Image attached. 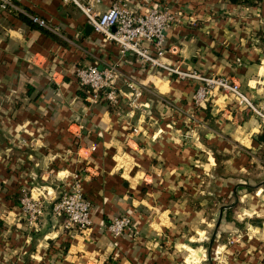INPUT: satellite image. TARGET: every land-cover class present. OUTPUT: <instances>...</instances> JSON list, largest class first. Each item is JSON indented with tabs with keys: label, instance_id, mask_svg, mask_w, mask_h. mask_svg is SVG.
<instances>
[{
	"label": "crops",
	"instance_id": "crops-1",
	"mask_svg": "<svg viewBox=\"0 0 264 264\" xmlns=\"http://www.w3.org/2000/svg\"><path fill=\"white\" fill-rule=\"evenodd\" d=\"M125 2L134 12L157 5L173 14L165 61L230 77L254 103L264 102V0ZM17 4L22 10H0V264H201L193 241L207 220L185 200L197 192L233 196L213 200L215 264H264V177L251 169L264 164L256 154L264 124L255 114L217 88L194 106L199 80L132 52L119 55L71 0ZM85 64H115L117 84L133 79L145 104L90 102L74 77ZM74 173L91 218L80 232L62 228L48 210ZM22 189L48 200L35 226L20 219L12 200ZM119 215L130 225L113 237L104 224Z\"/></svg>",
	"mask_w": 264,
	"mask_h": 264
},
{
	"label": "built area",
	"instance_id": "built-area-1",
	"mask_svg": "<svg viewBox=\"0 0 264 264\" xmlns=\"http://www.w3.org/2000/svg\"><path fill=\"white\" fill-rule=\"evenodd\" d=\"M18 0H0V10H22ZM84 14L90 27L106 38L115 42L119 55L132 52L149 65L175 73L181 78L197 79L200 83L192 94L196 104L206 100L209 91L217 88L228 93L232 99L242 104L259 121L264 124V102L254 103L239 86V83L227 76L218 74L202 75L193 69H180L163 59L167 50L165 44L167 28L174 19L173 14L162 7L151 5L143 12H134L125 0H113L106 8L97 10L94 4L99 0H71ZM28 18L40 26L50 28L46 21L33 13H26ZM143 41L147 43L143 45ZM119 71L115 64L97 67L94 64L77 65L74 77L82 89L87 92L90 102L103 99L115 105L122 97L128 107H139L145 103L139 101L141 87L129 77L117 84ZM202 81V82H201ZM202 83V84H201ZM19 209L26 218L28 226H35L46 202L44 196H33L27 189H22L19 199ZM51 212L62 217V227L73 231H84L91 225L89 200L81 190L77 173L65 187L58 189L57 194L49 201ZM130 225L129 217L119 215L111 217L104 228L113 237L118 236Z\"/></svg>",
	"mask_w": 264,
	"mask_h": 264
},
{
	"label": "rangeland",
	"instance_id": "rangeland-1",
	"mask_svg": "<svg viewBox=\"0 0 264 264\" xmlns=\"http://www.w3.org/2000/svg\"><path fill=\"white\" fill-rule=\"evenodd\" d=\"M202 82V81H201ZM202 84V83H201ZM198 84H196V86L194 87L193 91H192V94L195 92V88L197 87ZM210 92V91H209ZM206 100H204L203 102H205ZM192 103L194 106H197L198 104H196L193 99H192ZM250 112V111H249ZM170 129L173 130L172 127H169ZM174 131V130H173ZM175 132V131H174ZM257 153L256 154H259V156L261 157V159L264 161V146L261 147L258 151H256ZM251 169H252V175L257 177L258 179H262L261 177H264V164L262 163V165H256L255 163L251 166ZM226 170L227 171H236L234 168H229V167H226ZM223 171V169H222ZM203 185V186H202ZM207 184L206 182L204 183L201 182L200 183V186L198 185V187H206ZM202 190H205L204 188H200ZM28 191V190H27ZM226 196V197H225ZM221 197V198H220ZM185 200L188 202V203H191L193 204L194 206H197V207H202L203 211L201 215H203V220H207V223H205V228L204 230L201 232L200 234V239H198V241H193V245H197L201 248L202 252H203V255L201 256L200 258V261L201 264H215V260L219 261V258L218 257H215V255H217V252H216V249L214 250L213 249V245L215 243V232H216V223H214V218H211L213 217L214 213H213V200L215 201V203L218 205L219 203L221 202H225L226 201H229L231 199H233V196H228L227 195H222V196H213L211 194H207V193H198L196 195H187L185 196ZM226 199V200H225ZM18 199L15 201V205L17 207H19V203H18ZM236 201L234 202V206L230 209V217L231 215L234 213L232 211V209H237L236 208ZM20 210V209H19ZM49 210V215L51 217V219H53L56 223H58V221L62 223V217L60 216H56L54 215L52 212H51V209H48ZM43 211L44 209L42 210V213L41 215L39 216L38 220L42 217L43 214ZM19 215H20V219L25 223H26V218L24 216V214L22 213V211L19 212ZM194 219H197V217L195 218V216H192ZM38 222V221H37ZM37 225V223H36ZM63 228V227H62ZM213 232V239L211 240V243L208 245V240H209V237L210 235L212 234ZM237 233V231H236ZM236 233H233L234 235ZM239 233V232H238Z\"/></svg>",
	"mask_w": 264,
	"mask_h": 264
},
{
	"label": "trees",
	"instance_id": "trees-1",
	"mask_svg": "<svg viewBox=\"0 0 264 264\" xmlns=\"http://www.w3.org/2000/svg\"><path fill=\"white\" fill-rule=\"evenodd\" d=\"M231 2H247V3H250V4H252V3H254L255 2V0H230ZM28 19V18H27ZM30 22H32L30 19H28ZM19 196H20V194L18 193V194H13V201L15 202L17 199H19Z\"/></svg>",
	"mask_w": 264,
	"mask_h": 264
},
{
	"label": "water",
	"instance_id": "water-1",
	"mask_svg": "<svg viewBox=\"0 0 264 264\" xmlns=\"http://www.w3.org/2000/svg\"><path fill=\"white\" fill-rule=\"evenodd\" d=\"M87 26H89L90 27V25L88 24ZM213 239V232H212V234L210 235V237H209V240H208V245L211 243V240Z\"/></svg>",
	"mask_w": 264,
	"mask_h": 264
}]
</instances>
